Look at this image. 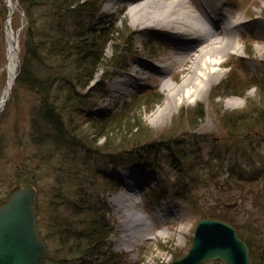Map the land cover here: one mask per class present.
Listing matches in <instances>:
<instances>
[{
	"label": "rangeland",
	"instance_id": "rangeland-1",
	"mask_svg": "<svg viewBox=\"0 0 264 264\" xmlns=\"http://www.w3.org/2000/svg\"><path fill=\"white\" fill-rule=\"evenodd\" d=\"M213 1H217L215 6L219 7V11L229 15V21L224 17L226 22L224 23L215 16L207 0H192L209 17L208 23L215 27L222 26L225 35L237 34L243 49L237 51L229 47L224 58L223 76L203 92L201 98L183 102L177 109H174L166 82L180 83L188 69L180 62L174 63V58L180 56V50L174 47L173 40L170 41L156 29L143 28L142 23L136 24L133 21L128 12L132 0L118 2L100 0L85 21L91 22L97 28L107 27L109 22H115L114 28L119 30V34L115 35L116 39L114 38L112 42L114 46L107 47L103 68L99 70L95 79L97 82L102 80L103 76L107 77L103 81L107 93L104 96L95 93V96L90 97L91 102L97 104L91 111L97 115L105 114L106 110L117 111L123 102L130 101L134 96L147 90L154 91L155 94L149 103L150 109H142L143 122L149 128L148 135L143 137L142 143L152 142L149 145H153L157 153L152 150L153 154H150L146 161L139 160L135 153L139 146L136 145V140L130 138L132 142L128 147L112 149L117 147L115 145L102 149L99 147L105 143L102 138L93 145L89 161V170L92 169L93 172L89 173V170L85 171L83 167L80 171V176L83 177H87L85 172L94 175L93 181L88 177L85 181L78 179L80 184L84 183L88 191L106 198V204L112 211L107 216L113 220L114 226L111 236L112 248L124 254L127 264H169L174 259L184 256L191 248L194 232L200 221V216L190 202L176 195L175 187L171 188L174 182L169 180V175L175 177V172L168 170L169 154L160 148L167 147L175 141L181 144L187 141L191 145L199 143L203 149L205 148L202 165L209 160L210 152L219 150L228 152L227 164L235 150L230 147L232 143L227 137L228 131L221 119L222 114L227 111L247 112L258 107L263 98L264 87L261 81L264 78V0ZM7 16V1L0 0V100L4 97L8 85L6 70L8 39L5 26ZM235 20L242 23L229 24ZM11 24L19 38L22 61L23 39L27 33L28 21L19 6L12 14ZM140 62L149 67H140ZM136 66L141 72L134 74ZM160 68L166 71V79H163ZM20 70L21 64L18 75ZM119 79L128 81L133 79L134 82L126 87L116 84ZM248 83L254 86L242 96L232 94L224 98L215 97L217 94L233 90L243 92ZM234 97L240 100L229 104L228 100ZM40 98L37 90H32L27 84L17 83L16 78L9 98L4 108L0 110V204L7 200L14 189L30 181L37 190V203L46 218L50 211L48 199L56 190V180L59 179L57 177H63V170L59 168L66 165L64 170H68L73 162L71 159L61 158L59 151L49 143L37 144L33 140L32 115L37 103L41 101ZM198 105L203 106L205 116L200 122L195 123L191 120L194 115L191 110ZM159 108H163V111L155 117L154 114ZM138 115L140 112H137ZM261 135L264 136V130ZM120 141L121 137L116 143H122ZM262 143L261 148L249 147L250 157L248 155L245 162H250L251 165L247 170L260 172L263 170L264 142ZM78 153L84 157L80 149ZM79 159L78 164L81 161L80 157ZM144 162H148L147 165ZM204 172L201 178L208 175L206 171ZM104 174L105 176H102ZM130 174L133 175L132 178L128 177ZM67 178L71 187L79 185L76 186L78 182H75L74 172ZM127 179L139 183L135 200L130 198L118 208L113 199L126 189ZM108 180L114 181L119 187L112 188L110 192L105 191L107 186L105 181ZM206 185L207 182L189 185L195 197L198 196L199 202L207 201L204 193H208L209 189ZM259 186L258 194L263 195L264 200V180ZM185 187L183 184V191ZM247 200L249 206L253 205L254 222L257 220L249 230L253 236L250 242L251 260L252 264H260V259L264 260V213L261 212L264 203L254 205L253 196H249ZM203 264L226 263L213 259Z\"/></svg>",
	"mask_w": 264,
	"mask_h": 264
},
{
	"label": "trees",
	"instance_id": "trees-1",
	"mask_svg": "<svg viewBox=\"0 0 264 264\" xmlns=\"http://www.w3.org/2000/svg\"><path fill=\"white\" fill-rule=\"evenodd\" d=\"M18 1L28 25L17 83L29 85L41 97L32 115V138L37 144L49 143L59 151L61 158L73 162L68 170H64L66 165L59 168L63 170V177L56 178V190L48 199V217L42 215V208L37 203L39 229L49 247L45 264H127L124 254L112 248L114 226L113 220L107 216L112 211L106 198L88 191L78 179L85 181L88 177L93 181L89 161L93 145L102 138L105 140L104 145L99 146L102 149L115 145L117 147L112 149L128 147L132 142L130 138L136 140L139 146L135 153L139 160L146 161L153 154L152 150L157 153V149L149 145L152 142L142 143L149 132L143 122L142 109H150L154 91L147 90L130 101L126 100L117 111L106 110L105 114L97 115L91 111L97 104L91 102L90 97L95 93L102 96L107 93L103 86L107 77L103 76L97 82L95 79L103 68L107 47L114 46L112 42L119 34L114 28L115 22L102 28L85 22L100 0ZM261 83L264 87V78ZM252 86L248 83L243 92L233 90L215 97L242 96ZM262 93L258 107L247 112L227 111L221 116L232 143L230 147L235 150L227 164L228 152L219 150L210 152L209 160L202 165L205 148L199 143L191 145L187 141L183 144L175 141L160 148L169 154L168 170L175 172V177L170 174L169 180L174 182L171 188L175 187L176 195L186 198L200 219L217 218L234 224L250 246L253 236L249 230L257 220L254 222L253 205L249 206L247 199L253 196L256 206L264 203L263 195L258 194L259 185L264 180V168L261 172L247 170L251 163L245 161L248 155L250 157L249 147L261 148L264 142L261 135L264 130V91ZM193 109L191 120L200 122L205 116L203 106ZM137 112L140 115L137 116ZM119 137L122 143L117 144ZM79 149L84 157L79 155ZM81 167L89 170V173L85 172L87 177L80 176ZM204 171L208 175L201 178ZM73 172L75 182H78L76 186L79 184L77 187L68 183L67 177ZM203 182H207L209 192L204 193L207 201L199 202L189 185ZM105 184L104 190L109 192L119 187L112 180L105 181ZM183 184L186 186L184 191ZM261 212L264 213L262 206ZM263 261L260 259V264Z\"/></svg>",
	"mask_w": 264,
	"mask_h": 264
},
{
	"label": "bare ground",
	"instance_id": "bare-ground-1",
	"mask_svg": "<svg viewBox=\"0 0 264 264\" xmlns=\"http://www.w3.org/2000/svg\"><path fill=\"white\" fill-rule=\"evenodd\" d=\"M7 1L14 12L16 9L15 1ZM110 1L118 2L120 0ZM207 3L210 5V10L214 12L213 14L226 23L224 17L228 20L229 15L219 11V7L215 6L217 1L207 0ZM201 4L203 5L202 2ZM128 12L136 24L140 22L143 24V28L156 29L158 33L163 34L170 41L173 40L174 47L180 50V56L174 58V63L180 62L188 69V73L185 74L180 83L166 82L174 109H177L183 102L201 98V94L223 76L224 58L229 51V47L237 51L243 49L237 34L225 35L222 26L215 27L213 24L208 23L209 17L192 0H132V3L128 6ZM238 23H242V21L229 22L230 25ZM7 39L6 70L8 72V85L5 93L9 91L10 86L13 84L20 65L19 38L17 34L10 32ZM139 66L149 67L143 62H140ZM138 68V66L134 68V74L135 72H141ZM159 71L163 79H166V71L162 68ZM133 82V79L130 81L119 79L116 84L127 87ZM239 100L235 97L230 98L228 103H236ZM162 111L163 108H159V111L154 114L155 117ZM132 176L131 174L128 175L129 178H132ZM138 186V182L130 181V179L126 180V189L113 199L118 208L119 205L130 198L134 199ZM143 229L145 228L143 227Z\"/></svg>",
	"mask_w": 264,
	"mask_h": 264
},
{
	"label": "water",
	"instance_id": "water-1",
	"mask_svg": "<svg viewBox=\"0 0 264 264\" xmlns=\"http://www.w3.org/2000/svg\"><path fill=\"white\" fill-rule=\"evenodd\" d=\"M18 4L16 0V8ZM7 6L5 26L8 37L14 31L11 24L13 11L8 1ZM17 76L18 73L13 84ZM13 84L0 100V110L4 108ZM36 203V188L31 183H24L0 205V264H45L48 245L38 227ZM213 259L226 264H252L250 246L239 236L236 226L225 220L206 217L198 222L188 253L169 264H203Z\"/></svg>",
	"mask_w": 264,
	"mask_h": 264
}]
</instances>
